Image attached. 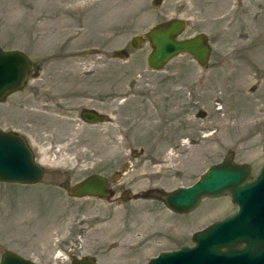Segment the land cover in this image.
I'll return each instance as SVG.
<instances>
[{"label": "rangeland", "instance_id": "obj_1", "mask_svg": "<svg viewBox=\"0 0 264 264\" xmlns=\"http://www.w3.org/2000/svg\"><path fill=\"white\" fill-rule=\"evenodd\" d=\"M170 18L187 20L181 37L208 36L206 66L181 53L148 68V42L131 38ZM0 48L31 62L24 87L0 101V129L45 158L39 183L0 182V257L146 264L236 209L220 196L176 213L159 192L192 184L228 151L254 175L264 162V0H0ZM91 108L103 122L79 120ZM120 169L124 198L67 194Z\"/></svg>", "mask_w": 264, "mask_h": 264}, {"label": "water", "instance_id": "obj_2", "mask_svg": "<svg viewBox=\"0 0 264 264\" xmlns=\"http://www.w3.org/2000/svg\"><path fill=\"white\" fill-rule=\"evenodd\" d=\"M186 27V20L170 18L151 26L141 36H133L131 45L138 48L142 41L148 42L151 50L146 63L151 70H161L181 53L206 66L211 53L208 36L200 32L179 39ZM30 68V60L23 52L0 48V101L25 85ZM81 118L90 124L103 121V115L93 109H82ZM262 150L264 153V143ZM44 174L45 168L26 138L15 131L0 129V182L36 184ZM107 184L103 175L90 174L68 186L67 194L73 198L109 199ZM225 195L236 206L233 213L194 232L192 245L159 251L146 264H264V162L254 175L249 163L235 162L234 152L228 151L221 162L210 165L192 184L159 192L164 205L176 213L194 210L206 197ZM0 264L38 263L5 250ZM69 264L96 263L90 258H73Z\"/></svg>", "mask_w": 264, "mask_h": 264}, {"label": "flooded vegetation", "instance_id": "obj_3", "mask_svg": "<svg viewBox=\"0 0 264 264\" xmlns=\"http://www.w3.org/2000/svg\"><path fill=\"white\" fill-rule=\"evenodd\" d=\"M186 24H187V22H186ZM189 37H191V36H186V37L179 36V39H185V38H189ZM211 52H212V48H211ZM210 56H211V53H210ZM93 110H94V108H93ZM97 113L99 114V112H97ZM78 116L80 117L79 120L84 122L83 119L81 118V110L78 111ZM103 118H106V117L103 116ZM126 166H127V161L121 166V169H124ZM121 169H120V171H117L116 173H114L110 177L104 175L106 177V179H107V183H108L107 184V189L111 193V197L120 198V199L124 198L125 194H127V190L125 188V184L123 182H121V180H120V178H121V176L123 174V171ZM65 186H67V185L65 184ZM146 192H149L150 194L153 193V191L151 189L147 190Z\"/></svg>", "mask_w": 264, "mask_h": 264}, {"label": "bare ground", "instance_id": "obj_4", "mask_svg": "<svg viewBox=\"0 0 264 264\" xmlns=\"http://www.w3.org/2000/svg\"><path fill=\"white\" fill-rule=\"evenodd\" d=\"M164 67H165V66H164ZM164 67H163V68H164ZM44 160H45V158L41 159L40 162H42V161H44ZM42 163H43V162H42Z\"/></svg>", "mask_w": 264, "mask_h": 264}]
</instances>
